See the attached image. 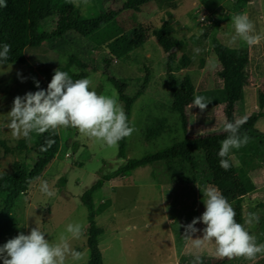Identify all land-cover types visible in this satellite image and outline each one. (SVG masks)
<instances>
[{"label": "rangeland", "instance_id": "obj_1", "mask_svg": "<svg viewBox=\"0 0 264 264\" xmlns=\"http://www.w3.org/2000/svg\"><path fill=\"white\" fill-rule=\"evenodd\" d=\"M67 1L71 3L70 0ZM237 1L192 0L183 14L187 24L172 22L176 38L188 40L186 54L195 55V64L188 69L177 70L176 79L182 82L185 74L190 75L196 95L212 100L203 111L194 105L190 107L189 134L193 137L223 131L226 118L223 105L218 102L219 62L213 54L212 42L216 40L231 49L248 46L239 39L232 41L235 35L232 17L242 13V7L237 5ZM126 2L127 0H88L87 5L81 3L79 7H75L87 19L109 10L119 11L116 20L120 28L130 36L135 30H151L153 25L161 24L156 19V15L160 13V5L154 0H149L140 12L120 11ZM220 4H223V9L218 7ZM218 9L223 10L221 18L213 13ZM148 35L143 46L135 48L125 57L116 58L110 56L106 48L96 47L76 34H69L63 40H53L39 48H27V62L24 65L8 64L12 65L11 70L7 68V64L0 68V142H4L12 150L8 154L2 150L0 175L13 174L15 161L32 163V152L17 149L18 142L24 138L13 139L11 131L2 125L7 123V113L16 96L38 90L33 78L39 81L40 88L47 89L55 69L67 71L73 78L80 73L77 64L82 61L91 70L89 77L93 79L95 90L115 95L123 107L109 77L125 81L128 85L126 95L130 98L138 94L145 78H150L144 94L133 105L130 121L134 122L137 131L127 138V159L118 158V146H103L83 136L75 128L57 129L61 139L59 153L42 177L31 186L29 193L19 199L15 213L16 226L11 233L0 239V246L19 232L28 234L34 227H38L47 234L46 238L54 241L69 223L79 222L83 225V235L78 240L72 239L70 243L74 250L85 254L84 260L73 262L69 258L68 264H89L91 252L88 248V210L82 202L83 195L101 178L114 174L128 160L142 159L183 140L179 115L171 109L173 94L168 85L167 57L157 40ZM196 49H199L198 53ZM177 52L179 58L185 53L183 50ZM209 53L211 57L207 66L200 68V58L206 55L207 60ZM107 57L109 66L105 64ZM72 59L74 64L70 65ZM210 63H214L215 67L209 68ZM73 67L77 69L76 72L72 71ZM250 69L252 83L246 89L244 102L237 108L238 119L257 111V91L263 84L264 70L255 72L251 63ZM17 72L26 78L24 82H21ZM160 120H165L162 135L154 140L148 139L149 128ZM255 129L264 135V117L257 122ZM243 148L263 169L256 168L252 178L246 175L245 184L255 189L250 193L245 209L253 212L264 203V141L251 138ZM230 157L234 166L240 169L241 162L232 151ZM196 158L197 166L194 170L180 162H160L104 182L103 188L93 195L97 225L103 230L99 248L104 264H175V256L183 250L187 249L188 254L197 252L190 241L184 240V228L179 226L191 223L205 210L203 193L197 185L201 189L205 188L204 184L210 177L203 154H197ZM43 180L55 192L54 196L48 197L40 191ZM188 180H196L192 191L186 187L169 185V182L176 181L186 186L191 183ZM130 226L134 227L130 230ZM196 227L202 230L205 226L201 222ZM263 232L264 225H255L252 234L257 237L258 243H264L259 237ZM196 236H202V231L194 234L193 238ZM214 248V244H209L198 250L203 264H213V258L222 260L215 255ZM0 264H3L2 260ZM229 264H264V255H258L255 261L237 258Z\"/></svg>", "mask_w": 264, "mask_h": 264}, {"label": "trees", "instance_id": "obj_2", "mask_svg": "<svg viewBox=\"0 0 264 264\" xmlns=\"http://www.w3.org/2000/svg\"><path fill=\"white\" fill-rule=\"evenodd\" d=\"M160 5V10L175 7L179 0H154ZM253 0H238L237 5L244 7ZM149 0H127L120 11L140 12ZM6 7H0V50L2 45H11L7 64L24 65L27 60L26 49L29 47L39 48L45 43L53 40H63L69 34L88 40L96 47L106 48L109 55L116 58L127 56L132 50L143 46V42L153 36L162 47L167 57V78L168 85L173 94L172 111L179 115L184 138L171 147L149 154L142 159H131L118 169L114 174L101 178L82 197V202L88 210V248L91 252L89 264H104L103 255L99 248V239L103 230L98 227L96 221V209L93 203V195L101 190L105 181H110L116 177H123L139 168H143L160 162H180L195 169L197 166V154H203L209 181L204 184L213 186L220 190L224 197L232 204L236 211V220L243 223L249 213L245 209L247 199L251 195L245 184L244 172L250 174L258 167L254 158L243 147L233 149V154L238 158L243 166L239 175L230 157L231 167L225 171L220 167V157L218 152L221 141L227 137L224 131L209 133L199 136H190L189 109L193 105L196 96V88L190 75H186L182 82H179L175 73L177 70L190 68L195 61V55L186 54L188 40L175 37L174 28L171 22L153 25L149 28L135 30L130 36L127 31L120 28L116 18L119 11L109 10L95 18H84L78 9L67 0H6ZM219 12V13H218ZM216 13L221 14L223 10L218 9ZM214 13V14H216ZM213 54L219 62L217 77L219 82L218 102L223 105V114L228 122L238 119L237 108L245 100L247 87L252 83V73L250 69L251 53L248 47L231 49L226 45L213 42ZM185 53L179 58L178 52ZM206 55L199 60L200 68L206 64ZM74 64L72 59L70 65ZM77 64V63H76ZM105 64L110 65L108 57ZM177 64L179 66H177ZM80 73L74 75L73 79L89 77L90 68L80 61L77 64ZM93 71V70H92ZM109 81L119 94L120 101L124 104V109L131 120L132 109L136 99L144 94V90L150 82L149 76L144 80V84L134 98L126 95L128 85L125 81L109 77ZM264 117V81L257 91V111L247 116V122L240 128V133H247L253 139L264 141L256 129L257 122ZM165 120L149 128L147 138L157 139L162 135ZM32 140L29 142L22 139L18 142L17 149L28 150L34 154L32 163L15 161L14 173L11 175H0V239L11 233L15 226V213L18 201L23 195H27L31 186L38 181L46 168L54 161L59 153L61 139L58 130L53 134L51 131L42 135L32 133ZM46 139H53L55 143L47 151H41V146L45 145ZM118 158L127 159V138L122 139L119 144ZM2 150L7 154L11 153V148L4 142H0V162ZM245 180V181H244ZM195 181V180H188ZM260 240L264 241V232ZM233 259L224 258L215 261L213 264H227Z\"/></svg>", "mask_w": 264, "mask_h": 264}, {"label": "clouds", "instance_id": "obj_3", "mask_svg": "<svg viewBox=\"0 0 264 264\" xmlns=\"http://www.w3.org/2000/svg\"><path fill=\"white\" fill-rule=\"evenodd\" d=\"M79 7L81 3L88 4V0H70ZM6 0H0V7H6ZM235 35L232 41L242 40L249 47L261 42V35L255 30V24L247 13L233 15ZM11 45L5 43L0 50V68L7 64ZM197 53L199 49L195 50ZM11 70L12 65L7 64ZM215 64L210 63L209 68ZM9 70V71H10ZM73 72L77 69L73 67ZM17 76L24 82L26 78L19 72ZM35 92L29 91L23 96H16L11 110L7 113V123L2 127L11 131L13 139L24 138L32 140V133L42 135L51 131L53 134L59 128H75L83 136L99 142L108 148H116L124 138H129L137 131L134 122L130 121L123 105L115 95L98 93L93 86L91 77L73 79L69 72L54 70V75L47 85V89L40 88L38 80L33 78ZM212 100L203 95H196L193 105L201 111L205 110ZM247 116L234 122L225 121L223 131L228 135L221 141L218 156L221 158L220 167L229 170L230 153L233 149L246 146L250 137L247 133H240V128L247 122ZM55 143L53 139H46L41 151H47ZM205 210L202 215L195 217L184 228L183 238L190 241L193 254L190 264H203V258L198 250L209 244H214L215 255L229 260L243 258L255 261L258 255H264V243H258L251 228L259 223L260 214L249 212L243 223L236 220V211L232 204L213 186L201 189ZM40 191L48 197L55 195L46 180L41 181ZM176 223L175 221H170ZM203 223L205 227L198 229L196 225ZM131 227L130 226V230ZM202 236L193 235L201 232ZM46 233L38 227L31 228L28 234L19 232L0 246V260L3 264H68L69 258L73 262L84 260L85 254L71 247L72 239H80L83 235V225L79 222L69 223L64 232L56 240L46 238Z\"/></svg>", "mask_w": 264, "mask_h": 264}, {"label": "crops", "instance_id": "obj_4", "mask_svg": "<svg viewBox=\"0 0 264 264\" xmlns=\"http://www.w3.org/2000/svg\"><path fill=\"white\" fill-rule=\"evenodd\" d=\"M191 1L192 0H179V2L177 3V5L175 7L165 9V10L159 9L160 13H159V15H156V19L161 24L166 22V21L171 22V24H172V22H173V24L175 23V24H179V25L187 24L186 17L183 14L186 11V9L189 8L188 3ZM223 4H220L218 7H221L223 9V7H224ZM213 13H216V10H214ZM242 13H247L249 15L250 19L255 24L256 32L258 34H260L262 37L261 42L258 45H255L252 47L246 46L249 48L250 53H251V67L253 66V68H255V72L256 71L262 72L264 70V0H253L248 5L242 7ZM217 15H218V13H217ZM218 16L221 18L222 15L219 14ZM173 28H174V26H173ZM174 31H175V29H174ZM175 37H176V35H175ZM192 37L194 38V36H192ZM192 37H190V38H192ZM210 57H211V53H209L208 58L206 60V64H205L206 66H207V62L210 59ZM256 66H257L258 70H256ZM186 75H188V74H185V76ZM258 167L260 170L261 169L260 166H258ZM235 168L237 169L239 175L242 177L241 170H240L241 168H243L242 164L240 165V169L238 166H235ZM243 170H242V172H243ZM255 170H256V168H255ZM261 170H263V169H261ZM252 173L248 174V173L244 172V176L248 175L250 178H252V175L254 174V173L253 174ZM245 180H247V176L245 177ZM194 182H196V180L191 181V183L189 185L183 186L182 183H177L176 181H174V182H169L170 183L169 185H172V186L177 185L178 187H181V188L186 187L188 190L192 191L195 188L194 186H196V183H194ZM248 189L251 191L250 193H252L255 188L250 186V188H248ZM256 189H258V188H256ZM198 208H200L199 205H198ZM253 212H258L260 214L259 223L256 225H259V224L264 225V203H263V205L261 204L260 207H258ZM254 227L251 228V232L254 231ZM175 257H176L175 264H190L191 260L193 259V254H188L187 249H185ZM261 257H263V255H261ZM235 259H237V258H235ZM235 259H233V260H235ZM213 260L219 261L220 259L213 258ZM229 263H227V264H229Z\"/></svg>", "mask_w": 264, "mask_h": 264}]
</instances>
